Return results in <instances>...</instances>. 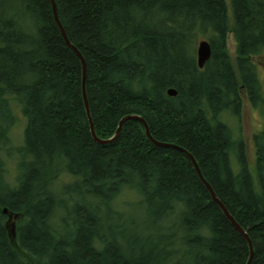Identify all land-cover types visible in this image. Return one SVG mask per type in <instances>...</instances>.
I'll return each instance as SVG.
<instances>
[{
    "label": "trees",
    "instance_id": "1",
    "mask_svg": "<svg viewBox=\"0 0 264 264\" xmlns=\"http://www.w3.org/2000/svg\"><path fill=\"white\" fill-rule=\"evenodd\" d=\"M54 1L86 62L97 137L111 139L125 116L137 115L156 141L191 154L251 240V264H264V125L253 137L252 173L240 131L226 118L240 119L243 93L264 116L253 60L264 52V0ZM202 40L212 52L199 69ZM169 89L177 95L169 97ZM9 215L17 216L14 236ZM248 259L245 239L184 153L153 145L137 121L125 122L113 143H95L81 62L50 0H0V264Z\"/></svg>",
    "mask_w": 264,
    "mask_h": 264
},
{
    "label": "water",
    "instance_id": "2",
    "mask_svg": "<svg viewBox=\"0 0 264 264\" xmlns=\"http://www.w3.org/2000/svg\"><path fill=\"white\" fill-rule=\"evenodd\" d=\"M50 2L52 5L54 20H55V22H56V24L60 30V33H61L66 45L74 51V53L78 56V58L81 62V66H82V96H83L85 110H86L88 121H89L90 133H91L92 138L95 141V143H97L99 145H109V144L113 143L119 137L121 130H122V127L125 124V122L137 121L143 125V127L145 129V134H146L147 138L149 139V141L153 145L160 147V148L175 149L177 151L184 153L187 156V158L189 159V161L192 163L196 174L198 175V177L201 180V182L203 183L204 187L207 189L208 193L210 194L212 201H214V203L219 207V209L222 211L224 216L231 223L234 230L237 233H239L245 239V241L249 247V259H248L247 264H251L253 256H254V249H253V245H252L251 240L249 239L247 233L238 225V223L234 220V218L228 213V211L226 210L224 205L221 203V201L218 199V197L216 196V194L212 190L209 183L203 178V176L200 172L199 166L191 154H189L187 151H185L184 149H182L176 145L156 141L152 137V135L149 131L148 125L146 124L144 119L140 116H137V115L125 116L120 121V124H119L117 131H116V134L111 139L102 140V139L97 137V135L95 133V128H94V124L92 121V117L90 114L89 102H88L87 93H86V74H87L86 62H85L84 58L82 57L81 53L78 51V49L76 47H74L72 45V43H70V41L68 40L66 32H65V30H64V28L60 22L55 1L50 0ZM211 52L212 51H211L210 43L207 40H202V41L198 42L196 53H197V64H198L199 69H203L204 66L206 65V63L210 60ZM167 94L169 97H175L177 95V92L174 89H169ZM4 213L7 214V210H4ZM16 219H17V216L9 215V219H8L7 224H6L7 230L11 236H14V231H15V223L14 222Z\"/></svg>",
    "mask_w": 264,
    "mask_h": 264
},
{
    "label": "rangeland",
    "instance_id": "3",
    "mask_svg": "<svg viewBox=\"0 0 264 264\" xmlns=\"http://www.w3.org/2000/svg\"><path fill=\"white\" fill-rule=\"evenodd\" d=\"M227 51L232 60V63H235V59L237 57L236 54V43L233 38V35L230 33L228 34L227 40ZM254 63L256 64L257 74L259 80L264 88V52L255 58H253ZM21 115V114H20ZM22 116V115H21ZM229 119L230 125L233 128L235 134L237 135L240 131V135L242 136L245 145H246V152H247V159L249 162V168L252 173L255 172V159H256V150L253 143L254 135L258 134L264 125V116L259 110L252 108L251 104L249 103L247 96L245 93L242 94V112L240 119L236 120L231 117H226ZM25 125V119L22 117L19 118V123L13 130V142L20 143L22 140V131L24 130L23 127ZM16 157L17 161V156ZM13 164V163H12ZM16 162H14V165ZM12 172L15 173V169L12 166ZM132 200H136L135 197L130 198Z\"/></svg>",
    "mask_w": 264,
    "mask_h": 264
}]
</instances>
